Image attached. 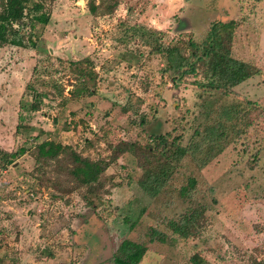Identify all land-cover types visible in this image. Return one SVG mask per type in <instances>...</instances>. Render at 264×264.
<instances>
[{
    "label": "rangeland",
    "instance_id": "374dc122",
    "mask_svg": "<svg viewBox=\"0 0 264 264\" xmlns=\"http://www.w3.org/2000/svg\"><path fill=\"white\" fill-rule=\"evenodd\" d=\"M89 1L94 14L88 0H37L48 22L35 24L34 47L0 45V154L25 149L0 165V264H112L124 240L145 247L138 264L264 260V0ZM228 21L231 57L258 74L225 92L154 51L200 44ZM215 121L224 133L212 140ZM161 135L187 153L149 194L140 161L109 160L118 142L143 148ZM44 140L109 162L92 194L63 157L36 161ZM183 215L185 237L170 228Z\"/></svg>",
    "mask_w": 264,
    "mask_h": 264
},
{
    "label": "trees",
    "instance_id": "16d2710c",
    "mask_svg": "<svg viewBox=\"0 0 264 264\" xmlns=\"http://www.w3.org/2000/svg\"><path fill=\"white\" fill-rule=\"evenodd\" d=\"M88 10L94 14L97 7L91 1L87 2ZM116 6L112 2L110 9ZM42 5L37 0H0V45H8L15 48H33L32 30L35 24L44 26L48 22V16L43 13ZM109 7V6H108ZM24 20L28 21L24 24ZM28 26L29 34L24 37L23 29ZM235 24L233 21L214 22L200 44L187 40L175 41L172 46L161 47L154 44V51L165 57L166 69H172L171 58H176L177 67L187 64V69L192 73L198 68L205 79L200 87L207 90H226L235 87L247 79L258 74V69L248 63L236 60L231 57V40ZM158 33V32H155ZM155 42V41H154ZM180 46H186L188 55H184ZM182 75V74H181ZM180 75V76H181ZM33 106L30 105V109ZM222 115L229 119L233 115L232 109H223ZM220 121V120H218ZM215 121L213 126H208L206 132L212 140L219 139L224 131L219 130L220 122ZM141 148L138 144L118 142L110 156L109 161L115 160L120 155L129 154L140 161L143 170L142 177L138 181L139 187L146 193L155 194L158 187L163 185L171 173V161H179L186 153V148L180 147L172 139L168 141L164 136H152ZM24 148H18L15 152H2L0 154L1 166L10 165L14 158L24 154ZM36 161L47 162L56 161L60 157L67 160L66 174L80 187L88 191L99 186V179L105 171L109 162L103 160H90L82 157L71 150L68 146L44 140L33 147ZM194 185L192 180L187 182V186L180 188V194L184 195L188 188ZM92 194V191H90ZM188 218L183 215L179 223H171L170 228L175 234L185 237L188 228ZM163 239V238H162ZM120 255L112 259V264H138L142 259L146 249L143 245L131 241H122L118 246ZM191 264H201L196 259H190ZM250 264H264V260H254Z\"/></svg>",
    "mask_w": 264,
    "mask_h": 264
}]
</instances>
